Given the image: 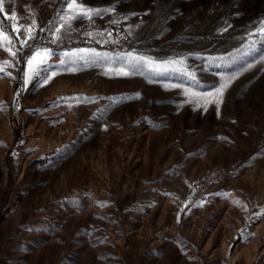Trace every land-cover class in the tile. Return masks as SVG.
I'll list each match as a JSON object with an SVG mask.
<instances>
[{
	"label": "rangeland",
	"instance_id": "1",
	"mask_svg": "<svg viewBox=\"0 0 264 264\" xmlns=\"http://www.w3.org/2000/svg\"><path fill=\"white\" fill-rule=\"evenodd\" d=\"M83 3L114 5L86 32L116 34H78L74 24L84 20H74L54 44L65 0H3L0 28L9 25L20 51L12 58L0 49V61L16 64L5 69L15 79L0 78L14 89L11 99L0 95V264H264L263 215L249 219L264 210V38L249 37L264 21V0ZM33 19L36 39L22 46ZM37 46L53 49L48 72L59 74L25 85V60ZM77 48L108 56L68 72L60 54ZM128 53L187 57L196 81L147 66L115 75ZM237 73L219 112L214 103H185L182 89L170 87L208 93ZM231 197L241 206L228 216ZM244 244L258 247L251 261L235 255Z\"/></svg>",
	"mask_w": 264,
	"mask_h": 264
},
{
	"label": "snow or ice",
	"instance_id": "2",
	"mask_svg": "<svg viewBox=\"0 0 264 264\" xmlns=\"http://www.w3.org/2000/svg\"><path fill=\"white\" fill-rule=\"evenodd\" d=\"M65 7L66 11L63 15L59 16V26L55 28L54 32L52 33V40L51 43H57L58 41L62 40L61 30L62 29H71V24L74 20H87L91 24L94 18H102L108 14L115 13V6L106 7V8H94L87 6L83 3V0H65ZM3 11V0H0V12ZM135 15V13H133ZM16 13L13 11L11 13V17L9 19L15 20ZM128 17H123V19H127ZM120 21L117 19H113L110 21L112 24H118ZM10 27L16 31L17 39H19V32L20 29L16 27L13 23ZM37 27L36 21L33 19L31 26L24 28L23 31L25 32V38L20 39L19 43L22 46L27 45L28 40H35V31L34 29ZM139 27V25H137ZM9 25H5L4 27L0 28V49L4 52H7L10 57L16 58L17 53L20 49H15V45L13 43V39L9 36L8 33ZM40 31H44V29H40ZM222 31H227V28L222 29ZM105 32H107L108 36H111L112 33L110 31H98V32H86L85 35L89 37L95 36H104ZM259 34L260 37L264 38V21L260 23V25L256 28L255 32H250L249 37ZM4 41L7 42V45L3 43ZM107 43L108 41H103ZM113 43H118V41H112ZM246 48H255V42H251L250 44L245 46ZM15 49V50H14ZM55 55L53 49L37 46L32 49V54L28 56L25 60L26 69L23 71L21 79L23 84L27 85L30 81L37 80L40 86H45L51 82V80L57 76L59 73L52 71L48 72V69L51 67L50 60L51 57ZM63 58L59 61L60 67H65L66 71L68 72H75L77 71L76 65L79 64L80 61H83L85 64L99 62L100 60L107 58L108 54L104 53L101 54L96 51V49L92 48H77L72 51H65L60 54ZM66 58V59H65ZM123 59V58H122ZM187 57H181L179 59H168L164 61H156L151 57L142 56V55H135L134 53L127 54L128 60V67H121L115 71V75L117 76H132L138 73L139 69L142 67L147 66L152 71L157 72L160 75H163L166 71L172 70L179 72L181 75L190 78L193 81H196V74L195 71H189L188 67L185 63ZM216 59V58H210ZM219 59H224L223 57ZM19 61H17L18 63ZM67 65H72L70 67H66ZM7 67H16V64L12 62V60L5 59L0 61V78H4L5 76L13 77L11 72L6 71ZM248 67H251L249 65ZM109 71H112L109 69ZM241 73H237L236 75L222 77V82L219 83L218 87L215 88L214 91L208 93H201L196 92L190 88H183L181 84H173L170 87L173 88H181L183 94L187 97L185 103L194 104L195 107L200 108L203 107L205 110L207 109V105L214 103L217 107V111L219 112V106L223 103V96L225 91L230 87L232 82L238 78V75ZM151 82V81H150ZM140 94L135 93L131 97H113L110 98L113 103H119L124 99H139ZM79 99V98H77ZM96 98H85L86 102H94ZM71 107V105H70ZM4 105L0 104V110H3ZM103 111H107V108L102 109ZM233 203L237 206H241V202L239 200H234ZM101 207L106 206V204L101 203ZM246 207V206H244ZM261 215H264V210L261 212L253 213V218H259Z\"/></svg>",
	"mask_w": 264,
	"mask_h": 264
},
{
	"label": "bare ground",
	"instance_id": "3",
	"mask_svg": "<svg viewBox=\"0 0 264 264\" xmlns=\"http://www.w3.org/2000/svg\"><path fill=\"white\" fill-rule=\"evenodd\" d=\"M2 79V78H1ZM6 79V78H4ZM9 82V81H8ZM7 81L5 80H1L0 81V95L4 94L5 96H7L9 99H11L13 97V87L11 86V84H9ZM3 133L5 136H7L8 139H10V132H9V126L5 123L4 127H3ZM42 140L43 143L45 141L44 135H42ZM31 142H36V137L32 136L31 137ZM45 144V143H44ZM260 194V191H258V195ZM234 198V197H233ZM232 197L228 199V209L226 210V213L228 216H230L231 211L236 208L235 205L233 203H231ZM251 205V204H250ZM250 207V206H249ZM263 220H264V215H263ZM261 236L264 238V221L260 224L259 227ZM235 231V230H234ZM261 237V239H262ZM257 239V238H256ZM260 240V239H259ZM264 240V239H263ZM254 241V240H253ZM246 244V243H245ZM243 245L241 248H238L235 250V255H241L243 256L246 260L251 261L253 259V257H255L259 251H258V247L256 244L253 245V247L249 246V245ZM252 245V244H251ZM222 251H224V249H222Z\"/></svg>",
	"mask_w": 264,
	"mask_h": 264
},
{
	"label": "built area",
	"instance_id": "4",
	"mask_svg": "<svg viewBox=\"0 0 264 264\" xmlns=\"http://www.w3.org/2000/svg\"><path fill=\"white\" fill-rule=\"evenodd\" d=\"M73 28L76 33L82 34V33H85L87 30H98L99 25L95 20H93L91 24L89 23V21L84 20L83 22L75 23ZM108 31H110L112 35L116 34L115 27H109ZM49 36H50V33H49Z\"/></svg>",
	"mask_w": 264,
	"mask_h": 264
}]
</instances>
